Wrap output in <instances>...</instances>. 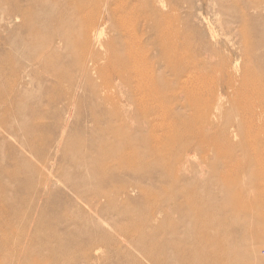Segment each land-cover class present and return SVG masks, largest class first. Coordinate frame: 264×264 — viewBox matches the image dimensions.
I'll return each mask as SVG.
<instances>
[{
  "label": "rangeland",
  "instance_id": "374dc122",
  "mask_svg": "<svg viewBox=\"0 0 264 264\" xmlns=\"http://www.w3.org/2000/svg\"><path fill=\"white\" fill-rule=\"evenodd\" d=\"M262 175L264 0H0V264H264Z\"/></svg>",
  "mask_w": 264,
  "mask_h": 264
},
{
  "label": "bare ground",
  "instance_id": "6f19581e",
  "mask_svg": "<svg viewBox=\"0 0 264 264\" xmlns=\"http://www.w3.org/2000/svg\"><path fill=\"white\" fill-rule=\"evenodd\" d=\"M69 0H67V2H68ZM67 6H68V4H66ZM81 9V8H80ZM86 23H87V21H86ZM87 25V24H86ZM107 48L109 49V51H110V55H109V59H108V65H109V67H110V69H111V71L112 72H114L118 77H120L124 82H129V81H131V80H143L144 79V74H142V72H141V70H140V68L138 67V65L136 64V63H133L132 61H131V59H133L134 57H132V56H134L133 54H132V50H131V48H129V51L128 52H125V54H126V59H121V58H118V57H116V55H115V52H114V50H113V46H112V44H111V42H108L107 43ZM179 49V48H178ZM135 70V71H134ZM219 102V101H218ZM120 153V152H119ZM118 154V153H117ZM119 155V154H118ZM123 160V159H122ZM260 181L262 182V186H263V188H264V175H262L260 178ZM262 199L264 200V196H262ZM186 200H188L187 201V205L186 204H184V205H186L185 207H184V205H181V206H183V211H184V213L183 214H188V213H190L191 211V216L193 215L194 216V212L196 211L195 209H198V211H196V214H197V217H196V219H199L200 221H198V223H196V219H195V225L197 226V227H199L200 228V226H201V224L203 225L204 223H202V221L204 222V220H206L205 218H207V217H204V220H201L200 218H201V215L203 214V212H206L207 210H209V208L206 210V208H205V210L203 211H201L200 210V207L203 205V204H199V203H201V202H199L198 204L200 205V207L196 204H194V200L193 199H191V198H186ZM194 202H193V201ZM196 200V199H195ZM199 200V199H198ZM198 200H196V202L198 201ZM199 201H201V200H199ZM195 202V203H196ZM206 202V201H205ZM202 203H204L203 201H202ZM212 203V202H211ZM214 203V202H213ZM247 203V200L246 199H243L242 200V204L244 205V204H246ZM205 204V203H204ZM207 204V203H206ZM215 204H213L212 205V207L214 206ZM208 205H205V207H207ZM247 206L248 207H250V209H251V203H248L247 204ZM188 207V208H187ZM199 207V208H198ZM210 207V206H209ZM203 207H201V209H202ZM214 208V207H213ZM182 208L180 207V210H181ZM215 209V208H214ZM213 209V210H214ZM186 210H188L187 212H185ZM189 210H191L190 212H189ZM194 210V211H193ZM212 210V209H211ZM211 210H209V211H211ZM213 210H212V212H210V213H214L213 212ZM215 211V210H214ZM217 212H215L214 214V217L216 216V214L217 213H221L222 212V209H217L216 210ZM249 211V210H248ZM208 212V211H207ZM206 212V213H207ZM235 212V211H234ZM219 213V214H220ZM205 214V213H204ZM212 214H210V215H212ZM209 215V214H208ZM260 216H261V219L263 218V215L262 214H259ZM187 216V215H186ZM186 216H184V217H186ZM212 216H210V217H208V218H211ZM214 217H212L213 219H214ZM217 219V221L215 222V220ZM215 220H213L215 223H216V225L218 226V227H220V225H225L226 223L228 224L229 223V221H230V219H229V221L227 222V220L225 219V218H223V219H225L226 221H224V220H220V218H216ZM219 219V220H218ZM209 220V219H208ZM207 221V220H206ZM210 221V220H209ZM212 221V220H211ZM206 223V222H205ZM209 223V222H208ZM207 223V224H208ZM215 223L212 225L213 227H215V228H217L216 226H215ZM207 224H205V225H207ZM47 226V225H46ZM208 226V225H207ZM206 226V227H207ZM209 226H210V223H209ZM221 228V227H220ZM144 237H146L145 235H144ZM215 243H216V245H217V247H220L222 244H224V240L223 239H221L220 237H218V238H216L215 239ZM157 242H154L151 246H154V247H157ZM215 245V246H216ZM159 246V245H158ZM161 248H162V246H161ZM216 249V248H215ZM264 251V250H263ZM262 251V252H263ZM160 252V251H159ZM145 255V257H146V259L148 260V261H150L151 263H153V264H162V262L163 261H165L167 258H168V256L166 255V254H164L162 257H160V258H158L157 256H155V254H154V252L152 251V250H147L145 253H144ZM177 256V257H180V258H182L185 262L184 263H186V264H194L195 262H197L198 263V261H203V262H205L207 259L206 258H204V252H203V250L202 249H196V250H193V251H189V250H178L175 254H174V256ZM261 257V256H260ZM260 257H257V261H258V263H259V261L261 262V263H264V258H260ZM208 262V261H207ZM224 263H226L225 261H222V262H220L219 264H224ZM234 264H242V263H234Z\"/></svg>",
  "mask_w": 264,
  "mask_h": 264
}]
</instances>
